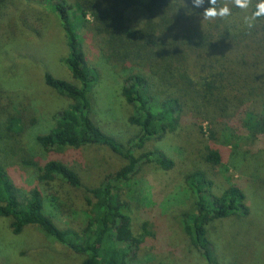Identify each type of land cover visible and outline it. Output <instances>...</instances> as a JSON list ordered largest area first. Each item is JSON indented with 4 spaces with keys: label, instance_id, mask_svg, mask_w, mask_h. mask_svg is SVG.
<instances>
[{
    "label": "trees",
    "instance_id": "1",
    "mask_svg": "<svg viewBox=\"0 0 264 264\" xmlns=\"http://www.w3.org/2000/svg\"><path fill=\"white\" fill-rule=\"evenodd\" d=\"M226 1L217 0L216 7L228 5L229 0ZM254 1L249 16L259 2ZM44 3L63 32L67 47L63 63L78 86L44 74L45 86L70 104L54 116V125L48 132L33 138L40 157L35 152L29 154L16 139L26 130L18 95L0 88V129H4L0 138L14 140L19 146L15 164L23 170H33L35 177V183L29 182V189L21 193L22 188H17L6 166L0 163V217L10 220L14 235L25 227H37L54 242L81 256V264H143L138 259L140 245L155 234L146 231L134 235L130 215L134 197L123 198L122 188L126 186L132 195L134 187L137 195L138 182L132 179L142 166L169 170L173 162L160 151L143 152L145 144L176 132L184 120L195 117L200 132L201 123L207 124L209 142L202 153L204 162L215 173L220 172L226 189L214 194V182L207 171L196 169L188 173L185 191L190 204L178 222L206 264H218L207 226L232 216L248 217L251 186L226 174L229 170L218 146L234 145L238 149V144L245 143L253 149L264 142V16L249 28L245 21L236 24L232 16L229 26L223 18L205 19L204 10L211 7L207 0L198 8L192 0ZM196 11L205 23L209 22V31L194 27ZM212 20L227 26L226 34L214 35L217 25ZM91 30L97 36L104 60L123 72L120 94L132 109L128 123L138 128L133 139L124 143L106 135L92 120L94 104L89 93L99 82V74L88 67L82 44ZM13 105L19 112L4 111ZM31 123L33 126L36 121ZM87 147L103 150L122 162L90 188L83 186L76 166L52 157L67 148ZM245 154L248 153L242 156ZM249 164L250 161L245 165ZM254 165L256 185L264 173V163ZM54 182L85 190L87 207L81 212L80 225H57L54 219L65 218L67 211L45 189ZM44 199L57 215L46 208ZM143 226L147 230L148 223Z\"/></svg>",
    "mask_w": 264,
    "mask_h": 264
},
{
    "label": "rangeland",
    "instance_id": "2",
    "mask_svg": "<svg viewBox=\"0 0 264 264\" xmlns=\"http://www.w3.org/2000/svg\"><path fill=\"white\" fill-rule=\"evenodd\" d=\"M0 1V88L9 94L18 95L26 130L16 139L25 146L29 154L35 152L39 156L33 145V138L48 132L54 125V116L70 104V101L45 86L44 74L49 73L54 78L75 86L78 83L71 78L63 63L67 56L64 35L44 0H37V3L34 0ZM233 2L234 0H229L228 5L232 6L231 16L238 24L249 16L255 1L249 0L247 9L237 8ZM193 15L194 27L201 32L209 31V22L205 23L197 15V11ZM223 20L228 26V22H233L230 17ZM215 25L217 30L213 31L214 35L226 34L227 26L221 22ZM82 44L88 67L99 74V82H93V92L91 90L89 93L94 104L92 120L106 135L120 143L127 142L138 133V128L128 123L132 109L120 94L123 72L118 66L104 60L100 43L92 30L91 33L88 31ZM14 109L16 112L20 110L13 105L4 108V111L15 113ZM32 120L36 121L33 126ZM201 129L203 133L193 117L184 120L176 132L167 134L161 140L148 141L143 152L160 151L173 162V166L169 170L153 165L142 166L132 179L138 182L137 195L134 187L132 195L126 186L121 187L123 198L128 200L134 197L130 213L134 235L145 234L146 231L155 234L153 237H146L145 243L140 245L138 259L143 264H206L191 246L178 222L190 204L185 191V176L188 173L196 169L207 171L214 182V194L226 189L220 172L215 173L204 162L202 155L209 142L205 122L201 123ZM2 133L3 128L0 129V135ZM238 145V149L234 145L218 148L222 151L224 164L229 170L226 174L251 185L247 200L250 213L248 217L232 216L210 223L207 226L208 239L218 264H264V173L256 185L253 183L256 181L253 176L254 164L264 163V142L253 149L247 148L245 143ZM18 149L14 140L3 141L0 138V163L6 166L17 188H22L21 193H26L29 182L35 183L34 171L23 170L15 164L19 157ZM244 153L249 155L245 154L243 157ZM250 154L253 155L251 158ZM52 157L76 166L83 186L88 188L97 185L102 177L122 165L121 161L109 157L103 150L90 147L80 150L67 148L54 153ZM249 161V166L245 165ZM45 189L67 211L65 218L60 216L59 219L58 216L54 219L58 226L82 223L81 212L87 207L84 189H71L58 182ZM44 201L46 208L57 215L49 202L46 199ZM144 222L148 223L147 230L143 226ZM81 262V256L54 242L37 227H25L19 235H14L10 230V220L0 217V264Z\"/></svg>",
    "mask_w": 264,
    "mask_h": 264
},
{
    "label": "clouds",
    "instance_id": "3",
    "mask_svg": "<svg viewBox=\"0 0 264 264\" xmlns=\"http://www.w3.org/2000/svg\"><path fill=\"white\" fill-rule=\"evenodd\" d=\"M205 0H192V3L195 7H200L204 4ZM207 2L211 5L204 10L203 17L205 19L209 18H225L230 17L232 15L231 8L224 4L223 6L216 7L217 0H207ZM235 7L240 9H247L249 6V0H234ZM264 16V0H259L256 4L255 11L252 12L251 16L245 17V23L249 28L254 26V21Z\"/></svg>",
    "mask_w": 264,
    "mask_h": 264
}]
</instances>
